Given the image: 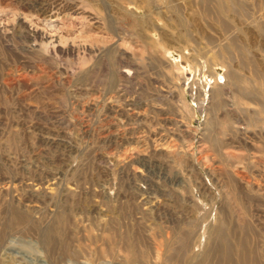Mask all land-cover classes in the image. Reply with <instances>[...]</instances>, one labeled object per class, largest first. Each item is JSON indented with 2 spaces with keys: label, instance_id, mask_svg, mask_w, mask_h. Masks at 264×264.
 <instances>
[{
  "label": "rangeland",
  "instance_id": "1",
  "mask_svg": "<svg viewBox=\"0 0 264 264\" xmlns=\"http://www.w3.org/2000/svg\"><path fill=\"white\" fill-rule=\"evenodd\" d=\"M0 228V264L264 258V0H0Z\"/></svg>",
  "mask_w": 264,
  "mask_h": 264
},
{
  "label": "bare ground",
  "instance_id": "2",
  "mask_svg": "<svg viewBox=\"0 0 264 264\" xmlns=\"http://www.w3.org/2000/svg\"><path fill=\"white\" fill-rule=\"evenodd\" d=\"M213 84V83H212ZM215 87L213 88H210V89H206L207 93H209V96L211 98V103L213 106H217V104H219V101H220V94L218 92V85L217 84H214ZM212 86V85H211ZM207 87V86H206ZM220 91V89H219ZM221 92V91H220ZM6 210V209H5ZM9 211V210H8ZM1 229V228H0ZM6 231V230H5ZM226 231V230H225ZM7 232V231H6ZM54 232V231H53ZM241 232V231H240ZM248 232V231H247ZM61 233V231L59 232V234ZM219 233V232H218ZM222 233H224V231H222ZM221 234V233H220ZM226 234V233H225ZM250 234V233H249ZM52 235V234H51ZM240 235V234H239ZM246 235V234H245ZM244 235V237H245ZM223 236V235H222ZM241 236V235H240ZM239 236V237H240ZM1 237H2V234H1ZM52 238V237H51ZM222 238V237H221ZM1 239V238H0ZM186 239V238H184ZM182 240V246L180 248V251L176 254V257L171 259V260H167L168 264H264V258H259V257H256V253L255 252H251L249 250V254L248 252H246L245 248L242 246V245H238L236 247V250H237V253H238V257L237 258H230V255L229 257H227L226 255V252H228V250L230 249L229 246L227 245H212L211 246V250L209 251V254H215L216 255H220V256H216L215 258L214 257H202V259L198 260L197 262H187L183 259H180L182 258L181 256L183 255L182 252L184 251V249L187 247V240ZM1 241V240H0ZM4 241V240H3ZM219 241V240H217ZM240 241V240H239ZM253 241V240H252ZM228 242V241H227ZM257 242V241H256ZM230 243V242H229ZM234 243V242H233ZM247 244V243H246ZM231 245V244H230ZM49 246V245H48ZM235 246V245H234ZM263 246V245H262ZM46 247V246H45ZM251 247V246H250ZM262 248V247H261ZM49 249V248H48ZM188 249V247H187ZM206 250V249H205ZM232 251V249H231ZM187 252V250H186ZM260 252V251H259ZM263 252V251H262ZM12 255V254H11ZM47 255V253H46ZM207 255V254H206ZM249 255V256H248ZM264 256V255H263ZM185 257V256H184ZM47 258V257H46ZM49 258V257H48ZM37 259V258H36ZM57 260V259H56ZM192 260V259H191ZM55 261V260H54ZM159 262V260H156V262ZM195 261V260H194ZM33 262V261H32ZM52 262V260H51ZM56 263V262H55ZM54 263V264H55ZM148 263V262H147ZM53 264V263H52ZM144 264V263H143ZM162 264V262H161ZM164 264V263H163ZM166 264V263H165Z\"/></svg>",
  "mask_w": 264,
  "mask_h": 264
}]
</instances>
